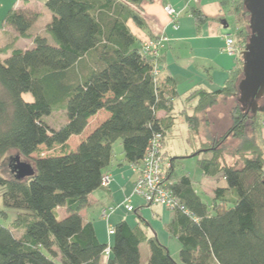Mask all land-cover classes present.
Instances as JSON below:
<instances>
[{
    "label": "trees",
    "instance_id": "16d2710c",
    "mask_svg": "<svg viewBox=\"0 0 264 264\" xmlns=\"http://www.w3.org/2000/svg\"><path fill=\"white\" fill-rule=\"evenodd\" d=\"M21 1L0 28L12 35L0 42V185L4 204L17 209L10 225L0 223V264H142V243L148 245V264H179L140 223L109 224L113 241H101L81 209L91 203V192L106 187L102 178L117 139L131 166L141 162L157 133L171 157L164 144L176 124L178 101L196 138L201 113L221 95L239 91L251 34L245 0H219L236 18V64L222 86L200 88L185 99L164 63L167 41L158 53H144V42L156 36L141 42L129 24L149 27L143 0H44L52 13L44 33L30 32L41 12L30 0ZM186 12L198 28L210 19L196 6ZM21 37L31 45H18ZM58 105L66 120L56 126L47 117ZM243 105H234L228 129L208 135L192 152L203 175L217 176L211 201L203 200L188 173H176L179 156L171 157L170 187L178 203L166 227L177 238L182 264H264L263 122L259 111ZM100 111L104 118L89 127ZM73 135L81 136L75 148L69 143ZM11 151L32 164V175L16 177V161L11 176L1 173ZM140 209L134 211L141 217Z\"/></svg>",
    "mask_w": 264,
    "mask_h": 264
},
{
    "label": "rangeland",
    "instance_id": "374dc122",
    "mask_svg": "<svg viewBox=\"0 0 264 264\" xmlns=\"http://www.w3.org/2000/svg\"><path fill=\"white\" fill-rule=\"evenodd\" d=\"M21 3H22L21 0H0V25H2L4 15L7 13V11L16 5L17 6L20 5ZM30 4L34 10L37 11L39 10L41 12L39 18H37L33 26L30 28V32L44 33L46 23L50 19L52 13L44 5V0H30ZM190 5L199 6L197 5V2L193 0H191ZM223 11H224L223 15H225L224 17L228 19L229 25L227 27H224V34H223L224 42L221 46L219 45L216 46L214 44V41L212 40L209 41L212 43L210 44L211 47H207V45H205L206 42L204 40L203 41L199 40L200 42H195L193 40H191V42L190 41L188 42L184 40V42L182 43L184 44V46H181L180 44H178L179 41L176 40L177 46H174V49L176 51L172 52V55L182 58L183 54L184 53L186 54V51H184L183 53L184 48H186L189 45V43L194 44V47L192 46L193 50H190L192 52L190 53L191 56L194 57L193 58L194 64L189 68V70L195 74V77L198 80H203V82L210 84L211 85L210 89L222 86V84L224 83L227 77L228 70L236 64V57L238 55L237 52H235L234 54H229L228 52L224 51L222 48L226 42L225 34L231 33L235 35V32L237 30V23L235 16L233 14H229L227 9H223ZM191 16L192 15L189 12H184L183 14V17H191ZM30 41L31 39L19 38L17 44L22 47H26L28 45H31ZM174 49L172 48V50ZM205 57L206 59H204ZM208 57H210L211 59L210 61ZM186 73L187 72L183 70L181 72H178L177 73L178 75H175L176 79L180 82L181 89L187 85ZM222 99H224L225 101H223ZM244 100H245L244 95L241 91H238L236 94L231 96L221 95L219 100L212 107L208 108L206 111L201 113L202 123L200 126V131H199L200 133L198 137L196 136V138L192 137V132L184 116L179 113V109H178L179 101L176 104L175 107L176 111L174 113L177 115L176 124L173 130L170 133H168V135L165 138L164 149L168 150L169 155L171 157L179 156L175 160L176 173L177 174L188 173L190 177L193 179V183L197 192L205 201H211L212 199L211 198L213 191L212 188L214 185H216L217 176L203 175L198 162V154H192V152L193 150H197L198 148H200L201 145L203 146L202 141L205 142L208 135L210 134L220 135L226 129H228V127L232 122V113H233L234 105L238 102L241 105H243L244 102L242 101ZM195 103L196 100H194V102H191L190 105H194ZM256 103L259 107L257 111H259L261 120L263 122L262 134L264 138V108H262L264 107V97L263 96L257 97ZM207 111L209 112L207 113ZM105 114L106 113L104 111H100L99 114L92 117V119L90 120L89 127H92L93 125L97 124L100 120H102ZM47 118L52 124H56V126L64 122L66 120V114L62 105L56 106V108H54L53 110V113L48 115ZM211 118H213V120H211ZM80 139L81 136L73 135L69 139L70 146L72 148H75L78 142L80 141ZM233 141L234 140H232L231 138L229 139V142L231 144L235 143ZM113 149H114L113 161L108 167L106 172L111 173L114 179L113 181L116 185L115 197L110 199V204L116 207L114 209L115 213L113 214L112 217L110 216L109 218V222L114 225L115 221H113V219L115 218V216H117L121 212L126 213L125 212L126 209L122 205L125 202L126 197L128 196L125 195L126 193L123 190L122 184L124 183V178H131L135 173L130 163L124 159L122 152V144L119 139H117L114 142ZM17 155L16 153H12L11 151L8 152L3 157V167L1 169V173L3 175L5 176L12 175V166L16 161ZM21 159L25 160L22 156ZM3 190L4 187L0 185V223L4 225H10L17 214V209L4 204L3 196H2ZM142 199L144 198L141 195H139L138 193H133V196H131L130 203H132L135 206V208H137L142 203ZM101 204L103 205L102 201L99 203V205L92 204L91 206H87V207H89L88 209L89 213L92 212V215L96 218V221L98 222L100 227L103 228L106 227L108 223L105 224V222L101 220L103 219L101 216H96L98 215L97 209H101ZM173 212L174 211L172 207L144 206L140 209L141 217L138 215L139 212L137 213L133 210L126 213V219L132 224H135L136 222H141V224L145 227V229L148 231L149 234H154V233L157 234L161 242H163L165 245L169 247V250L173 258L179 264H182L179 257V251H178L179 247L177 250L175 249L177 247L175 246V242L178 244L177 238L174 235H172L166 227L167 222H169L172 218ZM112 213L113 211L111 212V215ZM140 251H141L142 264H148V254H149L148 245L146 243H142L140 247Z\"/></svg>",
    "mask_w": 264,
    "mask_h": 264
},
{
    "label": "crops",
    "instance_id": "0c3cea01",
    "mask_svg": "<svg viewBox=\"0 0 264 264\" xmlns=\"http://www.w3.org/2000/svg\"><path fill=\"white\" fill-rule=\"evenodd\" d=\"M196 2H197V5H199L196 7L201 8L202 11L210 18L209 21L203 22L199 28L197 27L196 22H194L192 16L191 17H183L184 12H186V10L190 6H192V5H190L191 0H143V2L141 3L142 13L144 14V16L147 19L149 29L148 28H146V29L139 28L133 22L129 23L131 25L132 30L139 36V39L141 42L147 40L150 37L157 36L161 32H164L168 36L166 46L162 49V53L164 54V60H165L164 63H165V66L167 67V70L171 74H173V76L175 78H176L175 75H178L177 74L178 72H181L183 70L185 72H187L186 73L187 85L185 87H183L182 89L180 88V82L176 79L178 81L177 86H178V89H179L180 94H181V99L187 98L188 96L192 95L194 92H196L200 88H205V89L210 90L211 85L207 84L206 82H203V80H198L195 77V74L189 70V68L191 66H193V64H194V59H193L194 57H192L190 54V53H192L190 50H193L194 44L189 43V45L186 48H184L183 53H184V51H186V54L184 53L182 58L172 55V52L176 51L174 49V46H177L176 40L179 41L178 44H180L181 46H184V44H182L184 42V40H186L188 42L189 41L191 42V40H193L195 42H200V41L204 40L206 42L205 45H207V47H211L210 44H212V43L209 42L210 40L214 41V44L216 46L217 45L221 46L224 42L223 34H224V27L225 26L221 22V18L223 17L224 11H223V8L221 7L219 0H199ZM167 4L173 5L179 11V15L175 20H173L171 15H169L164 10V6ZM50 18H52V15L50 16ZM1 27H2V25H0V28ZM9 31L14 34L13 36L17 35V33L14 32L12 29H9ZM11 37H12V35H9V33L0 32V42L2 44H5L6 42H8V40H10ZM18 40H19V38L17 39V41ZM30 44H31V41H30ZM203 47H206V46H203ZM172 48L174 50H172ZM208 58L210 61L211 60L210 57H208ZM204 59H206V57ZM194 100H196V99H194ZM194 100L189 102L190 110L193 107V105H190V103L194 102ZM222 100L225 101L224 99H222ZM181 107H182V100L179 101L178 109H180ZM208 112L209 111H207V113ZM211 120H213V118H211ZM106 174L111 175L110 172L106 173ZM135 178H136V174H134L133 177H131V178H124V183L122 185H123V190L126 193L125 195H128L130 197L133 196V187H134ZM113 180L114 179L111 175L110 183L108 186L103 187V188L102 187L97 188L93 192H91L89 195L91 203L89 205H87V206H91L92 204H98L99 205V203L102 201L103 205L101 204V209H97L98 215H96V216H101L103 218L101 220L103 222H105V224L108 223V225L106 227H103V228L100 227V225L96 221V218L92 215V212L89 213V211H88L89 207L85 206L81 209V213H82L83 217L86 220H92L93 221L97 235H98V238L101 241H106V242L109 241L110 243H112V241H113V234H109V232H108V229H109L108 226H109V224H111L109 222V218H110V216L111 217L113 216L115 211H113L112 215L110 212L108 214V216H104L102 211L105 207L111 205L110 199L115 197L116 185H115ZM144 206H149V205H147L145 203L144 199H142V203L140 204L139 207L142 208ZM154 206L165 207L163 205H154ZM150 207H153V206H150ZM125 212L127 213L130 211L126 210ZM126 213L121 212L120 214L115 216L113 221H115V223H116L122 219H126ZM136 223L141 224V222H136ZM130 224H132V223H130ZM135 224H132V225H135ZM111 225H113V224H111ZM147 233H148V231H147ZM175 246H177L175 248L177 250L179 245L176 242H175Z\"/></svg>",
    "mask_w": 264,
    "mask_h": 264
},
{
    "label": "built area",
    "instance_id": "2783aa9c",
    "mask_svg": "<svg viewBox=\"0 0 264 264\" xmlns=\"http://www.w3.org/2000/svg\"><path fill=\"white\" fill-rule=\"evenodd\" d=\"M199 1V0H193ZM164 10L171 15L175 20L179 11L171 4L164 6ZM176 24V23H175ZM225 45L223 50L229 54L239 53L241 47L236 42L235 36L231 33L225 34ZM168 40V36L162 32L156 37L151 38L142 45L144 53L155 54L164 46ZM161 133H157L151 144L147 147L144 157L139 164L132 165L136 174L134 181L133 193H138L144 198V201L149 206L163 205L166 207H174L178 203L177 197L174 195L170 187L172 180L170 179L169 166L171 165V157L164 155L163 145L161 141ZM110 183V175L105 174L102 178V185L108 186ZM131 197L128 196L122 204L127 211L135 210V206L130 203ZM116 207L110 205L103 209V215L114 211ZM109 234H113L112 228L108 229ZM111 253L110 244L104 249V260L108 258Z\"/></svg>",
    "mask_w": 264,
    "mask_h": 264
},
{
    "label": "water",
    "instance_id": "95a60500",
    "mask_svg": "<svg viewBox=\"0 0 264 264\" xmlns=\"http://www.w3.org/2000/svg\"><path fill=\"white\" fill-rule=\"evenodd\" d=\"M245 3L250 12L251 34L243 51L244 73L238 87L245 99L242 101L243 109L250 108V103L255 112L259 108L256 98L264 96V0H245ZM221 22L228 26L225 17L221 18ZM14 169L18 178L32 175L35 171L30 162L19 156L16 157Z\"/></svg>",
    "mask_w": 264,
    "mask_h": 264
},
{
    "label": "flooded vegetation",
    "instance_id": "af4514ba",
    "mask_svg": "<svg viewBox=\"0 0 264 264\" xmlns=\"http://www.w3.org/2000/svg\"><path fill=\"white\" fill-rule=\"evenodd\" d=\"M250 105V108L252 107L251 104L249 103L248 106Z\"/></svg>",
    "mask_w": 264,
    "mask_h": 264
}]
</instances>
